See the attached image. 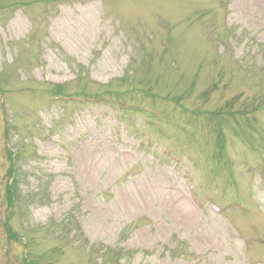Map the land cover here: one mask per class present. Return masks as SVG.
Instances as JSON below:
<instances>
[{"label": "rangeland", "instance_id": "obj_1", "mask_svg": "<svg viewBox=\"0 0 264 264\" xmlns=\"http://www.w3.org/2000/svg\"><path fill=\"white\" fill-rule=\"evenodd\" d=\"M32 260L264 264V0H0V264Z\"/></svg>", "mask_w": 264, "mask_h": 264}, {"label": "trees", "instance_id": "obj_2", "mask_svg": "<svg viewBox=\"0 0 264 264\" xmlns=\"http://www.w3.org/2000/svg\"><path fill=\"white\" fill-rule=\"evenodd\" d=\"M50 96L52 97L51 99L57 101V100H61L64 98V102L66 103L67 99L66 98H72L71 96H69L68 94H66L64 92V90L62 89L61 85H54L52 87V90L50 91ZM109 93V92H108ZM107 92L103 93L102 92H99V93H81L77 96L78 100H75L76 103H78V105H82L84 103H90V104H104V105H112L111 103L113 101H116L115 103H120L122 106L120 107V110L122 111H127L129 110L128 106L129 103L126 102L123 98L124 94L123 92L122 95L119 97V99H115L113 100V96L110 95L109 98H107L106 94H108ZM148 95V94H147ZM68 99V100H70ZM97 100V101H96ZM92 101V102H91ZM123 102H126V104H123ZM137 112V111H136ZM12 155L13 153L10 152V157L11 159L14 160V158H12ZM14 157V156H13ZM11 176H14V174H11ZM14 183V184H13ZM18 189V182H10L8 185H7V188H6V192H7V195H8V200H9V204L11 205L13 202H12V197L15 195V191ZM6 227H7V231L8 232H12L11 231V224L9 225V222L7 221L6 223ZM35 264V262L33 263Z\"/></svg>", "mask_w": 264, "mask_h": 264}]
</instances>
